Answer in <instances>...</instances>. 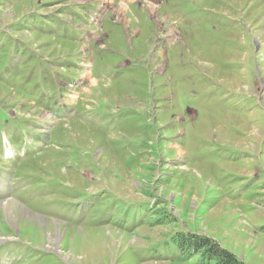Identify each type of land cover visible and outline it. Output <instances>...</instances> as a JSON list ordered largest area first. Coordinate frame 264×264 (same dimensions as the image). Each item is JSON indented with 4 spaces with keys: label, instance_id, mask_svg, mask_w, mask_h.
I'll list each match as a JSON object with an SVG mask.
<instances>
[{
    "label": "rangeland",
    "instance_id": "374dc122",
    "mask_svg": "<svg viewBox=\"0 0 264 264\" xmlns=\"http://www.w3.org/2000/svg\"><path fill=\"white\" fill-rule=\"evenodd\" d=\"M6 200L9 264H264V0H0Z\"/></svg>",
    "mask_w": 264,
    "mask_h": 264
},
{
    "label": "bare ground",
    "instance_id": "6f19581e",
    "mask_svg": "<svg viewBox=\"0 0 264 264\" xmlns=\"http://www.w3.org/2000/svg\"><path fill=\"white\" fill-rule=\"evenodd\" d=\"M0 214L6 227L12 231L20 230L26 238L28 231L34 229L38 235L48 236L54 247L61 241L62 226L59 222L36 215L13 200L0 202ZM13 238L15 237L8 233H2L0 225V242Z\"/></svg>",
    "mask_w": 264,
    "mask_h": 264
},
{
    "label": "trees",
    "instance_id": "16d2710c",
    "mask_svg": "<svg viewBox=\"0 0 264 264\" xmlns=\"http://www.w3.org/2000/svg\"><path fill=\"white\" fill-rule=\"evenodd\" d=\"M190 245L195 252H201V261L204 264H247L231 251L220 247L215 239L208 236L192 234Z\"/></svg>",
    "mask_w": 264,
    "mask_h": 264
}]
</instances>
